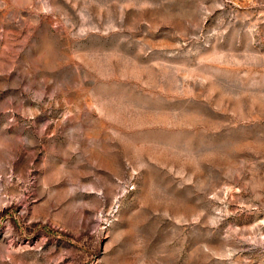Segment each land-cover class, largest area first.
Listing matches in <instances>:
<instances>
[{
  "label": "rangeland",
  "instance_id": "374dc122",
  "mask_svg": "<svg viewBox=\"0 0 264 264\" xmlns=\"http://www.w3.org/2000/svg\"><path fill=\"white\" fill-rule=\"evenodd\" d=\"M0 264H264V0H0Z\"/></svg>",
  "mask_w": 264,
  "mask_h": 264
}]
</instances>
